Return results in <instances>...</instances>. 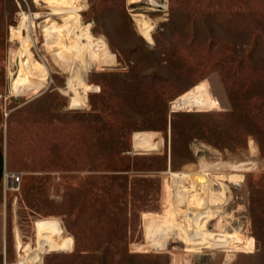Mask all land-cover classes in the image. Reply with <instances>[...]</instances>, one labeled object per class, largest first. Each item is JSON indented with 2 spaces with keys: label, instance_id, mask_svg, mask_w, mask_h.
<instances>
[{
  "label": "rangeland",
  "instance_id": "rangeland-1",
  "mask_svg": "<svg viewBox=\"0 0 264 264\" xmlns=\"http://www.w3.org/2000/svg\"><path fill=\"white\" fill-rule=\"evenodd\" d=\"M165 1L153 11L128 0H76L73 11L115 62L84 76L95 92L72 90L52 63L48 84L22 95L11 85L19 44L10 27L21 11L56 10L0 0V264L19 263L44 228H62L73 245L48 252L43 264H264V0ZM137 12L153 25L151 39ZM42 20L32 50L52 62ZM72 98L81 105L71 108ZM136 132H155L158 149L134 151ZM202 162L229 188L224 219L211 227L227 229L234 248L171 235L166 249L137 250L147 240L145 213L174 216L170 172L198 171ZM6 172H18L20 183Z\"/></svg>",
  "mask_w": 264,
  "mask_h": 264
},
{
  "label": "bare ground",
  "instance_id": "bare-ground-1",
  "mask_svg": "<svg viewBox=\"0 0 264 264\" xmlns=\"http://www.w3.org/2000/svg\"><path fill=\"white\" fill-rule=\"evenodd\" d=\"M33 2L42 8L48 6L56 11L50 14H44L43 11H21L19 23L10 27L9 39L17 40L19 44V65L11 85L22 95L33 90L32 87L47 85L52 74L57 73L53 70L55 69L52 67L54 64L68 75L72 90L77 84L86 92L97 91L99 87L88 82L85 77L95 63L115 62V55L106 40L102 36L95 35L91 23L84 24L80 13L73 11L72 7L76 0H33ZM135 2L145 3L141 8L147 6L146 9L158 10L152 3H156V0H128V4H135ZM133 15L141 33L151 39L153 25L146 19L144 13L137 12ZM41 17H43L41 21L43 25L39 27H42L40 31L45 35L43 45L48 49L46 53L50 55L52 62L46 59V55L36 57L32 50L33 46L36 47L38 36L36 21ZM78 61H80L79 67L77 66ZM79 105L81 101L71 99V108ZM154 136L155 132L134 133V151L142 154L158 149L161 141H155ZM209 167L207 163H203L198 171L170 172L174 216L171 217L165 213H145L143 216L147 222L145 223L147 240L145 245L135 247L137 250L147 252L150 248L166 249L171 235L180 237L190 246L199 242L210 247L234 248L233 243L227 237V229L215 231L211 227L214 219H224L223 204L228 199L229 188L226 183L208 171ZM231 168L233 170L243 169L242 165L236 164L231 165ZM174 178L178 179L177 183L174 182ZM184 204L186 208H182ZM56 218L55 216L49 217V219ZM34 239L35 247L24 253L21 261L15 264H43L44 256L48 252H69L73 245L72 238L65 236L62 228L37 229Z\"/></svg>",
  "mask_w": 264,
  "mask_h": 264
},
{
  "label": "built area",
  "instance_id": "built-area-1",
  "mask_svg": "<svg viewBox=\"0 0 264 264\" xmlns=\"http://www.w3.org/2000/svg\"><path fill=\"white\" fill-rule=\"evenodd\" d=\"M157 2H152L155 9H158L156 11H164L166 9L167 3L165 0H156ZM5 175L8 176L11 183L15 186L16 184L20 183L21 175L18 172H6ZM17 186V185H16Z\"/></svg>",
  "mask_w": 264,
  "mask_h": 264
},
{
  "label": "crops",
  "instance_id": "crops-1",
  "mask_svg": "<svg viewBox=\"0 0 264 264\" xmlns=\"http://www.w3.org/2000/svg\"><path fill=\"white\" fill-rule=\"evenodd\" d=\"M2 89V80H1V77H0V91ZM3 163H5V154L1 148V144H0V184H1V181H2V168H3Z\"/></svg>",
  "mask_w": 264,
  "mask_h": 264
}]
</instances>
